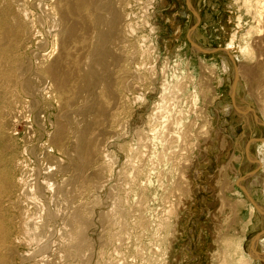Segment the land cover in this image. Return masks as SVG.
Instances as JSON below:
<instances>
[{"label":"rangeland","instance_id":"obj_1","mask_svg":"<svg viewBox=\"0 0 264 264\" xmlns=\"http://www.w3.org/2000/svg\"><path fill=\"white\" fill-rule=\"evenodd\" d=\"M0 264H264V0H0Z\"/></svg>","mask_w":264,"mask_h":264}]
</instances>
